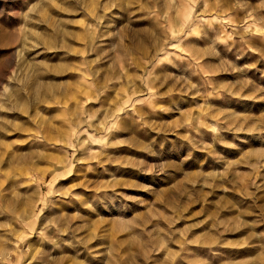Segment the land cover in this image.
I'll list each match as a JSON object with an SVG mask.
<instances>
[{
  "label": "rangeland",
  "instance_id": "1",
  "mask_svg": "<svg viewBox=\"0 0 264 264\" xmlns=\"http://www.w3.org/2000/svg\"><path fill=\"white\" fill-rule=\"evenodd\" d=\"M0 264H264V0H0Z\"/></svg>",
  "mask_w": 264,
  "mask_h": 264
},
{
  "label": "bare ground",
  "instance_id": "2",
  "mask_svg": "<svg viewBox=\"0 0 264 264\" xmlns=\"http://www.w3.org/2000/svg\"><path fill=\"white\" fill-rule=\"evenodd\" d=\"M59 217V216H58ZM60 218H56V219H54L52 222H51V224H52V227H54L56 230H55V232L56 233H58V232H62L63 230H62V228H61V226H62V224L60 223ZM53 228V229H54ZM66 231V230H65Z\"/></svg>",
  "mask_w": 264,
  "mask_h": 264
}]
</instances>
